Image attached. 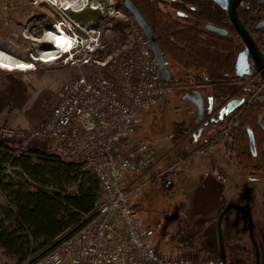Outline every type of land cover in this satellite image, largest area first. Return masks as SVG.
<instances>
[{
	"label": "trees",
	"instance_id": "16d2710c",
	"mask_svg": "<svg viewBox=\"0 0 264 264\" xmlns=\"http://www.w3.org/2000/svg\"><path fill=\"white\" fill-rule=\"evenodd\" d=\"M117 1L121 3V0ZM130 1L152 30L163 55L185 71L179 81H189L188 76H191L197 83L209 86L215 123L207 120L205 128L210 127L214 132L193 150L209 152L222 140L228 147L229 156L247 176L263 172L264 87L262 93L252 96L260 81L253 86H243L238 82L240 78L234 74V63L241 47L233 35L205 29V24H210L233 32L225 11L211 0H168L171 12L163 9L160 0ZM249 4L253 8L264 6L257 0H249ZM174 9L188 15L179 17L172 13ZM239 14L245 19L250 17L249 13ZM32 22L35 25L30 30L38 34L43 27L50 26L51 19L43 21L40 17L36 20L32 17ZM109 23L111 38L102 35L106 43L105 54L117 50L124 39V23L120 20ZM14 24L21 23L17 19ZM116 35L121 43L115 42ZM101 72L113 77L106 68H102ZM233 99H242L243 102L223 119H218L216 111ZM248 129L253 135V152ZM190 131L186 123L174 122L170 135L172 143L189 140ZM186 140L183 144L187 147L194 145ZM128 141L129 138L124 147L136 143ZM54 148L59 152L0 140V194L5 201L4 205H0V248L13 259L14 264H26L43 254L63 232L77 226L81 215L91 212L103 198L100 181L93 170L84 161L69 157L63 147ZM159 177L152 172L146 184L155 185ZM132 204L139 207L137 203ZM180 211L183 214L176 216L183 215L190 230L188 233L179 230L171 233L167 239L171 243L170 249L166 252L197 249V253L203 251L217 256L200 244L205 224L216 220V217L205 216L191 221L186 219L184 210ZM145 232L151 236L150 229ZM164 241L167 244L166 239Z\"/></svg>",
	"mask_w": 264,
	"mask_h": 264
},
{
	"label": "built area",
	"instance_id": "2783aa9c",
	"mask_svg": "<svg viewBox=\"0 0 264 264\" xmlns=\"http://www.w3.org/2000/svg\"><path fill=\"white\" fill-rule=\"evenodd\" d=\"M239 4L247 8L249 0ZM115 12L125 25L126 42L119 52L105 54L106 43L98 29L59 22L74 45L61 50L65 54L59 62L91 72L66 79L49 114L36 126L0 127V140L7 143L37 140L63 147L69 157L93 170L104 194L91 212L81 215L77 226L26 264H221L209 253L160 250L142 228L143 210L131 202L132 185L156 163L157 154L148 142L128 147L124 142L136 132L145 111L165 103L172 85L162 79L150 42L136 20L120 7ZM252 80L245 78L243 84ZM263 86L264 81L257 90ZM216 177L224 180L218 172ZM163 215L169 217L166 211Z\"/></svg>",
	"mask_w": 264,
	"mask_h": 264
},
{
	"label": "rangeland",
	"instance_id": "374dc122",
	"mask_svg": "<svg viewBox=\"0 0 264 264\" xmlns=\"http://www.w3.org/2000/svg\"><path fill=\"white\" fill-rule=\"evenodd\" d=\"M55 1L0 0V46L6 47L17 60L30 61L33 64V69L27 71H18L13 67L1 71L0 127L26 129L36 126L49 114L56 102L58 88L66 79L80 72H91L90 69L83 70L62 64L59 62L60 59L57 62L49 63L34 61L32 58L39 56L41 51L51 47L48 43L50 41L45 35L50 30V26L46 25L38 34H34L30 30L32 25H35L34 22L30 23L32 17H35V20L40 17L43 21L51 19L50 25L59 22L62 25L83 23L88 27L90 26L89 31L97 32L99 30L100 38L102 35L104 38H111L109 21L116 23L120 20L114 14L118 7L117 0H91V2L89 0V3L96 9H89L86 6L78 12L69 8L62 9L63 5L58 3L60 0ZM17 19L21 24L16 26L14 23ZM106 21L107 23H105ZM116 36L115 42L121 43L118 35ZM125 40L124 34L123 42L119 47L117 46L118 49L114 52L123 49L121 46L126 42ZM169 71L174 82L178 81L177 85H172L169 89L165 103L161 107L147 110L136 132L129 137L128 141L129 143L148 142L157 154V162L153 172L160 177L155 185L146 184L151 178L153 166L137 179L140 184L135 182L132 185L131 201L137 203L143 210L141 213L142 228L144 230L150 229V239L152 237L153 240H151L156 242L159 249L165 252L170 249L171 243L167 239L171 233L176 230L188 233L190 229L183 215L176 216V214H183L180 210H184L187 206V200L182 189L184 176L190 177L210 170L211 162H213L214 169L216 168V171L224 177L221 183L227 187L230 194L229 201L226 203L232 201L241 204L251 213L253 232L260 250V264H264V171L255 176H247L229 156L228 147L222 140H219L207 154L199 152L197 156L184 159L185 156L190 155L193 147L200 145L214 132L212 128L207 127L196 138L192 136L196 132L195 127L197 126L195 124L196 108L191 102L186 101L185 97L191 92L193 85L197 90L201 89L204 99L210 96V90L205 83L196 84V81L190 78L191 76H188L189 81L184 82L183 85L179 84L181 74L183 75L185 71L178 66L171 67ZM256 90L252 96L262 93V91ZM174 122L187 124L191 129V134L188 135L190 139L186 142H192L194 145L187 147L185 143L180 145L172 143L170 135ZM18 144L48 148L59 152L58 149L55 150L54 148L55 146L59 148V146L49 141L33 140ZM191 147L192 149H190ZM178 155L182 158L181 160ZM221 158L226 160L227 166L218 161ZM190 162L195 164L200 162V164L194 168L191 167V171L186 173L183 170L190 165ZM176 201L179 203H175ZM4 204V198L0 194V205ZM222 207L215 209L206 217L217 218ZM165 211L169 214L168 218L163 215ZM199 217L192 218L191 221ZM186 219L189 220L188 217ZM221 230L227 252L226 264H253L254 255L243 213L235 209L225 213L221 222ZM165 239L167 244L164 243ZM200 244L203 248H209L217 253L216 220H211L205 224L200 235ZM195 250L197 249L191 251L185 249V252L198 255L206 254L203 251L197 253ZM0 264H14L13 259L5 255L1 248Z\"/></svg>",
	"mask_w": 264,
	"mask_h": 264
},
{
	"label": "water",
	"instance_id": "95a60500",
	"mask_svg": "<svg viewBox=\"0 0 264 264\" xmlns=\"http://www.w3.org/2000/svg\"><path fill=\"white\" fill-rule=\"evenodd\" d=\"M212 1L225 11L226 17L230 22L233 30L239 36L241 42L244 45L243 50H241L236 56L234 63V74L238 78H242L254 72L262 81H264V51H260L256 41L254 40L250 32L246 29L243 21L238 15L237 7L241 0H212ZM263 1L264 0H258L259 3ZM121 2L126 12H128L136 20L142 32L149 40L150 48L153 52L162 79L165 82H170L172 79L170 71L165 63L164 55L160 50V47L157 43V40L152 30L148 26L147 22L145 21L141 13L137 10V8L133 5V3L130 0H121ZM262 25H264V22L262 24H259L258 27ZM205 29L215 32L217 34L226 33V31L223 28H219L210 24L205 25ZM185 98L187 101L191 102L196 108L195 123L199 124V126L197 127L196 132L193 133L192 135L194 138H196L205 128L207 120L213 121L215 123V119L213 116L215 114V111H213L212 109L213 108L212 97L209 96L206 99H204L203 95L200 92L194 91L191 94H187ZM205 100L207 102L206 105H205ZM242 102H243L242 99L240 100L233 99L225 103L222 107L219 108V110L216 111L218 119L220 120L223 119L225 115L232 112L233 109L238 105H240ZM247 131H248L250 148L253 152L254 151L253 135L250 129H248ZM230 209L238 210L244 214L247 222L248 236L253 246L254 264H260V252L253 234L252 219L250 212L245 206L241 204H237L232 201L227 202L223 205L222 209L220 210L216 218V235H217V243H218V250L216 255L220 260V263L226 264V253L222 238L221 222L225 213Z\"/></svg>",
	"mask_w": 264,
	"mask_h": 264
},
{
	"label": "crops",
	"instance_id": "0c3cea01",
	"mask_svg": "<svg viewBox=\"0 0 264 264\" xmlns=\"http://www.w3.org/2000/svg\"><path fill=\"white\" fill-rule=\"evenodd\" d=\"M6 68L8 67L0 66V73L4 69L7 70ZM185 140H181L177 142L176 144L180 145ZM199 152H204V151L203 150H197V151L192 150L190 155L185 156L184 159L187 160L189 158H192L193 156H197ZM204 153L207 154L208 152H204ZM181 159L182 158H180V160ZM218 161L221 162L225 166H227L228 164L226 160L222 158ZM198 164H200V162L196 164L190 162V165L183 171H186V173H188L189 171H191V167L194 168ZM153 168L154 166L152 167L151 172H153ZM216 175H217L216 168L214 169V164L213 162H211L210 170H205V172H201L197 175L190 176V177L189 176L187 177V175L184 176L185 180L182 183V189H183L185 198L187 200V206L184 209V211L189 220L195 217H199V216L200 217L208 216L215 209L222 207L226 203V201H229L228 198L230 194L227 191V187H225V185L221 183V181L216 177ZM127 180L129 182L134 181V179H127ZM175 203H179V202L176 201Z\"/></svg>",
	"mask_w": 264,
	"mask_h": 264
},
{
	"label": "flooded vegetation",
	"instance_id": "af4514ba",
	"mask_svg": "<svg viewBox=\"0 0 264 264\" xmlns=\"http://www.w3.org/2000/svg\"><path fill=\"white\" fill-rule=\"evenodd\" d=\"M212 1V0H211ZM213 2V1H212ZM257 2H258V0H257ZM214 3V2H213ZM240 3V2H239ZM262 3H264V1L263 2H261V3H259L258 2V4H262ZM160 4H161V6L163 7V9L164 10H166V11H169V12H171V5H170V3L168 2V0H160ZM215 4V3H214ZM216 5V4H215ZM218 6V5H217ZM118 7H120L123 11H125L126 12V10L124 9V7L122 6V2L121 3H119L118 2ZM219 7V6H218ZM189 8H191V9H193V7L192 6H189ZM237 11H238V15H239V17L241 18V20L243 21V23H244V25H245V27H246V29L250 32V34L252 35V37L254 38V40L256 41V43H257V45H258V47H259V49H260V51H264V25H262V26H259L258 27V25L259 24H262L263 22H264V6L263 7H258V8H253V7H251L250 6V4L248 5V7L247 8H241L240 7V4H238V7H237ZM249 13L250 14V17H248V18H246L245 19V17H242L239 13ZM128 13V12H127ZM172 13H174L175 15H177V16H179V17H185V16H187L188 14H186L185 12H181V11H179V10H172ZM226 14V13H225ZM230 23V22H229ZM205 25H207V24H205ZM230 26H231V24H230ZM231 28H232V26H231ZM225 30V29H224ZM232 30H233V28H232ZM226 31V33L225 34H231V35H233L234 37H235V39H237V41H239V44H240V49H239V51H238V53L241 51V50H243V48H244V45H243V43L241 42V40H240V38H239V36L235 33V31L233 30V32L232 31H227V30H225ZM237 53V54H238ZM237 56V55H236ZM164 58H165V60H166V62H167V67H168V69L170 70L171 69V67H173V66H175V65H173L172 63H171V60L170 59H168L165 55H164ZM236 59V58H235ZM171 74V73H170ZM249 77H253V80L250 82V83H247V84H243V80H245V78H249ZM260 81V83L262 82V80L254 73V72H252L250 75H248V76H244V77H242V78H240V80L238 81L240 84H242L243 86H250V85H255V82L257 83V82H259ZM177 81L176 82H174V80L173 79H171V81H170V85H177ZM196 84H198L197 82H195ZM179 84H184V82L183 83H180L179 82ZM257 84H259V83H257ZM191 88H192V90H191V92L189 93V94H191L192 92H194V91H198V92H200L201 94H203L202 92H201V89H198L197 90V88H195V86L193 85V87L191 86ZM187 101V100H186ZM206 101V100H205ZM196 124V123H195ZM197 126H196V129H197V127L199 126V124H196ZM244 215V214H243ZM250 215H251V213H250ZM251 219H252V216H251ZM252 221H253V219H252ZM247 223V222H246ZM252 230H253V227H252ZM247 233H248V231H247ZM253 234H254V232H253ZM249 237V236H248ZM254 237H255V235H254ZM222 238H223V236H222ZM249 240H250V238H249ZM255 240H256V238H255ZM257 242V241H256ZM250 243H251V240H250ZM223 244H224V240H223ZM217 245H218V243H217ZM257 245H258V243H257ZM251 247H252V250H253V246H252V243H251ZM224 248H225V245H224ZM259 248V247H258ZM218 250V249H217ZM259 252H260V250H259ZM225 253H226V255H227V252H226V248H225ZM253 255H254V251H253ZM253 264H254V262H253Z\"/></svg>",
	"mask_w": 264,
	"mask_h": 264
},
{
	"label": "bare ground",
	"instance_id": "6f19581e",
	"mask_svg": "<svg viewBox=\"0 0 264 264\" xmlns=\"http://www.w3.org/2000/svg\"><path fill=\"white\" fill-rule=\"evenodd\" d=\"M58 3L65 5L64 7H66L67 9L68 7H71L72 10H75L78 12V10H82L84 8V4L86 3V0H60ZM90 8H94V7L91 6ZM45 35H46L47 40L50 41L48 43L51 45L50 46L51 48L43 50L42 54H40L41 59L38 57L33 58L36 61H40L42 63H46V62L49 63L51 60L54 59V57H56L55 53L57 51H61L64 48H70L72 45L71 39L62 30V26L60 24L56 25V28H54L53 30L47 31ZM11 54L12 53L6 47L0 46V64H1L0 66L1 67L3 66H7L9 68L13 67L17 69L18 71H27V70H30L31 68L33 69V64H31L30 61L17 60Z\"/></svg>",
	"mask_w": 264,
	"mask_h": 264
},
{
	"label": "clouds",
	"instance_id": "9594fccd",
	"mask_svg": "<svg viewBox=\"0 0 264 264\" xmlns=\"http://www.w3.org/2000/svg\"><path fill=\"white\" fill-rule=\"evenodd\" d=\"M62 19H63V18H62ZM63 20H64V19H63ZM73 47H74V45H71L70 49H72ZM40 54H41V52H40ZM40 54H39V56H37V57H40ZM64 54H65V50H64V51H57V52L55 53V56H58L57 59H60V58L63 57ZM34 61H36V60H34Z\"/></svg>",
	"mask_w": 264,
	"mask_h": 264
}]
</instances>
